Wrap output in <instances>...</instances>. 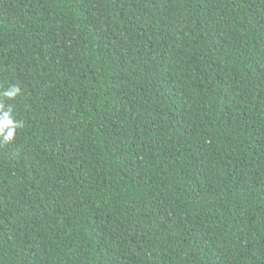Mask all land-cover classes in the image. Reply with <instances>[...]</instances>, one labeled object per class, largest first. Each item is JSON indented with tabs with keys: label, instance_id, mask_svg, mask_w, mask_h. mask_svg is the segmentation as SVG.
I'll use <instances>...</instances> for the list:
<instances>
[{
	"label": "trees",
	"instance_id": "obj_1",
	"mask_svg": "<svg viewBox=\"0 0 264 264\" xmlns=\"http://www.w3.org/2000/svg\"><path fill=\"white\" fill-rule=\"evenodd\" d=\"M0 104V264H264V0H0Z\"/></svg>",
	"mask_w": 264,
	"mask_h": 264
},
{
	"label": "clouds",
	"instance_id": "obj_2",
	"mask_svg": "<svg viewBox=\"0 0 264 264\" xmlns=\"http://www.w3.org/2000/svg\"><path fill=\"white\" fill-rule=\"evenodd\" d=\"M21 89L18 84L11 85L8 90L3 92V95L9 98H13L20 93ZM13 110L11 106L5 110L4 105L0 104V136L3 137V141H11L15 135V129L19 126V122L10 118ZM6 130V131H5Z\"/></svg>",
	"mask_w": 264,
	"mask_h": 264
}]
</instances>
